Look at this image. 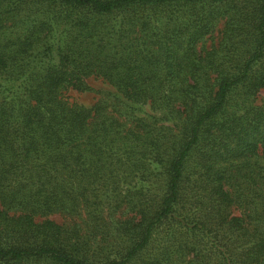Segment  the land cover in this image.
Segmentation results:
<instances>
[{"label":"trees","instance_id":"obj_1","mask_svg":"<svg viewBox=\"0 0 264 264\" xmlns=\"http://www.w3.org/2000/svg\"><path fill=\"white\" fill-rule=\"evenodd\" d=\"M262 89L264 0H0V264H264Z\"/></svg>","mask_w":264,"mask_h":264},{"label":"rangeland","instance_id":"obj_2","mask_svg":"<svg viewBox=\"0 0 264 264\" xmlns=\"http://www.w3.org/2000/svg\"><path fill=\"white\" fill-rule=\"evenodd\" d=\"M216 35L214 34V39L208 40L205 42L204 47H209L212 43L216 42ZM87 83L91 88V91L89 92H84V93H79L73 90H70L66 93V96L68 97L70 102L77 103L79 105H82L84 107H91L98 99L100 98H108L111 96V93L113 94L114 89L107 83L105 82L102 78L100 77H95L91 76L87 78ZM264 100V89L260 90L257 94L256 97V104L261 103ZM144 110H148L146 107ZM49 219L57 222V223H62L63 218L58 215H52L49 216Z\"/></svg>","mask_w":264,"mask_h":264}]
</instances>
